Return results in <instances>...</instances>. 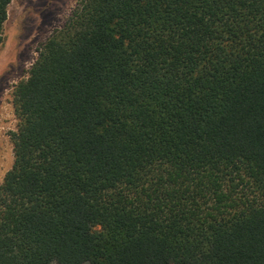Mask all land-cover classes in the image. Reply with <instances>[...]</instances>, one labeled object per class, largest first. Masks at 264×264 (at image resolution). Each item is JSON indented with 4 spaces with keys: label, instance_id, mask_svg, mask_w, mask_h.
Segmentation results:
<instances>
[{
    "label": "trees",
    "instance_id": "1",
    "mask_svg": "<svg viewBox=\"0 0 264 264\" xmlns=\"http://www.w3.org/2000/svg\"><path fill=\"white\" fill-rule=\"evenodd\" d=\"M13 104L0 264H264V0H78Z\"/></svg>",
    "mask_w": 264,
    "mask_h": 264
},
{
    "label": "rangeland",
    "instance_id": "2",
    "mask_svg": "<svg viewBox=\"0 0 264 264\" xmlns=\"http://www.w3.org/2000/svg\"><path fill=\"white\" fill-rule=\"evenodd\" d=\"M78 0H12L0 42V184L14 163L12 131L19 119L13 104L16 84L27 78L41 45L61 28Z\"/></svg>",
    "mask_w": 264,
    "mask_h": 264
}]
</instances>
